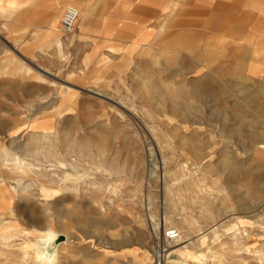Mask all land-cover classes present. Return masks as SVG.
Listing matches in <instances>:
<instances>
[{
  "label": "rangeland",
  "instance_id": "1",
  "mask_svg": "<svg viewBox=\"0 0 264 264\" xmlns=\"http://www.w3.org/2000/svg\"><path fill=\"white\" fill-rule=\"evenodd\" d=\"M50 2L0 0V264H42L48 230L45 264H157L186 244L168 264H264V0H160L144 47L128 30L88 61L61 12L48 30ZM84 3L103 20L119 1Z\"/></svg>",
  "mask_w": 264,
  "mask_h": 264
},
{
  "label": "crops",
  "instance_id": "2",
  "mask_svg": "<svg viewBox=\"0 0 264 264\" xmlns=\"http://www.w3.org/2000/svg\"><path fill=\"white\" fill-rule=\"evenodd\" d=\"M118 7L115 9L114 17H103L105 19L97 20L95 15L91 14V6L84 3V0H51L47 5L44 17L46 18L48 30L52 32L58 31V21L62 17L64 11L69 7H75L80 11L81 17H79L78 22L75 26V36L78 39H88V48L87 50H79L80 53L87 54V61L92 54H103L102 52H96V40L97 38L101 39H111L115 41L117 37H120L125 31H132V42L129 48H135L140 45L145 46V40L152 35L151 30H147L145 23L144 11L145 9L151 8L153 13L159 12L162 4L159 0V4L156 5L152 3L150 6L146 1L149 0H116ZM152 1V0H150ZM200 7H206L207 2L201 0ZM191 6V5H190ZM79 7V8H78ZM176 5L172 8L174 9ZM158 8V9H157ZM59 19L56 23V27L53 26L57 14ZM62 22V21H61ZM62 27V26H61ZM94 40V43H92ZM109 39V40H110ZM58 45L64 43L60 39H56ZM140 44V45H139ZM114 50V48H110ZM60 94L64 95V98L72 100L74 96L77 95L75 91L71 88H64L60 91ZM65 99V100H66Z\"/></svg>",
  "mask_w": 264,
  "mask_h": 264
},
{
  "label": "bare ground",
  "instance_id": "3",
  "mask_svg": "<svg viewBox=\"0 0 264 264\" xmlns=\"http://www.w3.org/2000/svg\"><path fill=\"white\" fill-rule=\"evenodd\" d=\"M69 8H74V9H76L77 11H78V18H77V20H76V22H75V25L74 26H76V24H77V22H78V19H79V17H81V15H80V11L77 9V8H75V7H69ZM69 8H67L66 10H68ZM66 10L64 11V13H63V16H64V14H65V12H66ZM63 19V18H62ZM55 21L56 22H54V24H53V26L54 27H56V23H57V21H58V14H57V16H56V18H55ZM61 25H62V22H61ZM50 31V30H49ZM157 89V88H156ZM194 92H195V90H194ZM64 95L65 94H63V95H61V97H62V99H63V101H70L68 98L66 99V98H64ZM66 99V100H65ZM62 101V102H63ZM263 146V148H264V144L262 145ZM80 149V148H79ZM49 151H50V155L52 156V161H53V166H61V163L62 162H60V161H57L56 159H55V148L53 147V148H50L49 149ZM49 151H46V154H49ZM76 152H78L77 150H76ZM46 154H45V156H46ZM74 155H75V151H74V153H73ZM57 158V157H56ZM7 160V159H6ZM12 164H13V170H11L13 173H19V172H21V174H23V173H25V174H29L28 172H30V171H32L33 173H35V174H37L38 176H41V180H40V183L42 184V187H43V190H44V192H45V196L48 198V199H55V198H59V197H61L62 195H63V192L65 191L62 187H60V188H52V187H49L48 186V184H47V182H45V179H43V175H44V173L42 172V171H40V172H37V169L36 168H34L33 167V165L34 164H32V162L34 161V159H33V161L32 160H30V159H28V158H26V157H14V156H12ZM32 161V162H31ZM72 163V162H71ZM77 164V163H76ZM75 165V164H74ZM78 165V164H77ZM12 168H10V169H12ZM30 170V171H29ZM11 172V173H12ZM78 172V171H77ZM21 176L20 175V173L19 174H17V176ZM66 177L68 176V175H65ZM11 179L10 180H12V175H10L9 176ZM4 181H5V178L3 179ZM51 181V180H50ZM22 185V183L20 182V179H18V186H21ZM73 189L75 190L76 188L73 186ZM163 192V191H162ZM155 219V218H154ZM153 219V220H154ZM155 223V222H154ZM155 225V224H154ZM162 226V225H161ZM155 228V233L158 235V230H159V227L157 226V224L154 226ZM55 237H58V234H57V232L56 231H53V230H48V231H46L45 232V235L40 239V242H41V249H40V254L42 255V257H43V263L42 264H45V263H48V257L46 256V254H45V251H44V249H43V246L48 242V241H51V240H54L55 239ZM180 239V238H179ZM178 239V240H179ZM67 240H68V238H67ZM192 243V242H191ZM177 247V246H176ZM188 246H187V244L185 245V248H187ZM184 248V250L182 249V247H180V248H178V249H176V250H174V251H172V252H170V254L169 253H166L165 251L167 250L165 247L164 248H161V250H156V255H157V257L159 258V260H158V263L157 264H168L169 262H171L170 260V257H171V254L172 253H175V254H180V255H182V253H184V254H186V255H188L189 254V251H188V248L187 249H185ZM163 249V250H162ZM183 251V252H182ZM191 258V257H190ZM176 260V259H175ZM55 261V259H53V260H51L50 261V263H53ZM160 262V263H159ZM174 263V262H173ZM177 263H179V262H177Z\"/></svg>",
  "mask_w": 264,
  "mask_h": 264
},
{
  "label": "built area",
  "instance_id": "4",
  "mask_svg": "<svg viewBox=\"0 0 264 264\" xmlns=\"http://www.w3.org/2000/svg\"><path fill=\"white\" fill-rule=\"evenodd\" d=\"M78 18V11L74 8H69L66 10L63 19H62V30L66 33L72 32L74 29L75 22ZM180 238V233L175 230L171 229L166 232L165 239L169 242H176Z\"/></svg>",
  "mask_w": 264,
  "mask_h": 264
}]
</instances>
